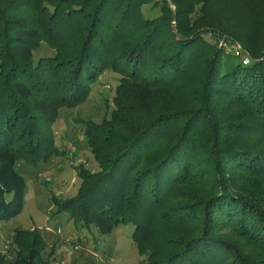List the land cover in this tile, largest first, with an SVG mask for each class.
I'll return each mask as SVG.
<instances>
[{"label":"trees","instance_id":"trees-1","mask_svg":"<svg viewBox=\"0 0 264 264\" xmlns=\"http://www.w3.org/2000/svg\"><path fill=\"white\" fill-rule=\"evenodd\" d=\"M42 45L52 54L35 59ZM105 72L109 117L79 121L94 169L73 166L78 189L52 198L54 215L100 235L131 224L144 264H264V0H0V223L22 209L19 164L64 153L58 111ZM10 248L7 264L52 263L35 228Z\"/></svg>","mask_w":264,"mask_h":264},{"label":"rangeland","instance_id":"rangeland-1","mask_svg":"<svg viewBox=\"0 0 264 264\" xmlns=\"http://www.w3.org/2000/svg\"><path fill=\"white\" fill-rule=\"evenodd\" d=\"M142 12L146 17L158 15L157 8L145 5ZM206 41H213L210 36ZM52 54L44 45L34 58ZM223 59L238 63L240 58L223 52ZM117 75L103 73L93 84L87 99L73 109H60L53 126L54 143L64 153L55 156L36 168L19 164L24 180L23 204L19 214L9 221L0 223V257L7 264L14 258L10 248L12 234L17 229H37L44 242L43 256L50 250L54 254L51 264H144L134 245L131 224H118L106 235L97 233L91 225L81 227L73 223L67 213L54 215L52 198L66 200L76 194L80 180L73 166L84 164L94 169L88 149L83 143L79 121L91 120L100 123L109 117L110 100L117 84Z\"/></svg>","mask_w":264,"mask_h":264},{"label":"built area","instance_id":"built-area-1","mask_svg":"<svg viewBox=\"0 0 264 264\" xmlns=\"http://www.w3.org/2000/svg\"><path fill=\"white\" fill-rule=\"evenodd\" d=\"M214 43L220 48L225 54H232L240 58L242 64H249V56L244 52L241 46L237 42H231L222 38H215Z\"/></svg>","mask_w":264,"mask_h":264}]
</instances>
